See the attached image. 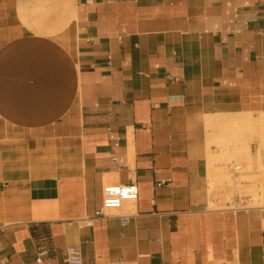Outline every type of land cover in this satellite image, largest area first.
Here are the masks:
<instances>
[{"label":"crops","instance_id":"obj_1","mask_svg":"<svg viewBox=\"0 0 264 264\" xmlns=\"http://www.w3.org/2000/svg\"><path fill=\"white\" fill-rule=\"evenodd\" d=\"M262 114L264 0H0V264H264V206H209Z\"/></svg>","mask_w":264,"mask_h":264},{"label":"rangeland","instance_id":"obj_2","mask_svg":"<svg viewBox=\"0 0 264 264\" xmlns=\"http://www.w3.org/2000/svg\"><path fill=\"white\" fill-rule=\"evenodd\" d=\"M258 148L261 155L256 152ZM216 162L219 166L213 168L209 182L210 207L264 206L261 199L264 197L261 194L264 190V127L262 125L254 124L252 128H248L245 148L241 147L235 153H224V156Z\"/></svg>","mask_w":264,"mask_h":264},{"label":"built area","instance_id":"obj_3","mask_svg":"<svg viewBox=\"0 0 264 264\" xmlns=\"http://www.w3.org/2000/svg\"><path fill=\"white\" fill-rule=\"evenodd\" d=\"M138 192L137 187L134 183H125V184H109L103 188V196H102V206L98 209L93 217H88L85 222L90 224L93 218H101L103 217L102 209L110 210L120 209L124 203L128 201H135L137 198ZM131 215L129 214H121L119 215L120 221L122 225H125ZM37 257L36 262L41 263V254L44 252V249L38 247L37 248ZM65 261L67 264H82V255L80 250L73 246L69 245L65 248L64 251Z\"/></svg>","mask_w":264,"mask_h":264},{"label":"bare ground","instance_id":"obj_4","mask_svg":"<svg viewBox=\"0 0 264 264\" xmlns=\"http://www.w3.org/2000/svg\"><path fill=\"white\" fill-rule=\"evenodd\" d=\"M242 118V120L241 121H237V122H231L230 124H231V126H239L240 125V123L241 124H243L244 123V121H245V119L243 118V117H241ZM252 121V120H251ZM251 121H250V119H247L246 118V125H251ZM255 121V120H254ZM255 124H260V125H262L263 127H264V114L263 115H261L258 119H256V121H255ZM230 131L231 132H233L234 131V129H233V127H231L230 128ZM260 149L258 148L257 149V151L256 152H258L259 153V155H261V153H260V151H259ZM225 175V174H224ZM214 190V188L212 189V191ZM261 194H263L264 195V190H262V193ZM261 199L263 200L262 202H264V197H261Z\"/></svg>","mask_w":264,"mask_h":264}]
</instances>
